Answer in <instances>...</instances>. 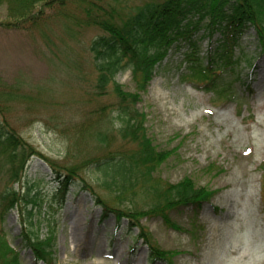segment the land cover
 <instances>
[{"label": "rangeland", "instance_id": "obj_1", "mask_svg": "<svg viewBox=\"0 0 264 264\" xmlns=\"http://www.w3.org/2000/svg\"><path fill=\"white\" fill-rule=\"evenodd\" d=\"M61 1L37 4L21 17L11 16L7 5L0 3V87L19 93L3 117L61 174L70 168L78 175L64 204L54 207L48 198L58 186L57 176L44 159L31 156L20 181L13 184L0 173V192L5 186H12L19 197L38 192L37 206L21 202L0 221L20 264H46L35 259L23 234L34 230L43 238L50 226L55 232L54 264H150L145 242L136 239L139 227L153 245L175 252L171 264H264V52L254 29L247 30L235 50L241 58L236 68L239 79L228 70L222 75L232 81L237 102L214 98L182 79L183 53L188 48L184 43L169 51L146 91L140 92L137 108L146 114L147 137L157 149L171 153L152 178L175 183L190 176L196 186L214 192L196 218L188 207L170 210L168 216L182 228L175 230L159 216L140 214L157 200L140 183L117 195L113 184L108 187L97 181L90 165L94 157L130 151L134 145L117 133L112 85L103 91L95 88L89 43L102 32L89 20L121 18L147 0ZM30 12L31 17L12 27V22ZM202 34L196 32L195 39L204 56L219 34L210 38ZM115 79L124 91H136L130 70ZM99 132L101 143L95 136ZM211 162H217L222 172H203ZM84 183L106 205L137 211L138 230L127 227L125 217L118 227L112 214L101 220V207ZM28 209L32 216L27 215ZM193 224L199 227L196 232Z\"/></svg>", "mask_w": 264, "mask_h": 264}, {"label": "trees", "instance_id": "obj_2", "mask_svg": "<svg viewBox=\"0 0 264 264\" xmlns=\"http://www.w3.org/2000/svg\"><path fill=\"white\" fill-rule=\"evenodd\" d=\"M54 1L56 0H0V3L7 5L11 16L19 14L18 17H21L37 4L46 6ZM61 3L63 4V1ZM110 14L113 15V12ZM31 15L30 12L12 22V27H17L16 25L23 21L21 19ZM89 21L97 25L102 32L94 36L89 43L96 70L95 88L103 91L109 84L112 85L117 103L111 112L114 114L113 119L118 123L117 133L129 146L134 145L130 151L119 149L91 159L90 165L97 174V181L108 187L113 184L118 190L117 195L132 191L141 184L157 200L140 214L159 216L168 227L182 230L180 225L170 219L168 212L188 207L196 218L202 204L209 201L214 192L206 187L196 186L190 176H185L175 183H160L152 178L156 168L166 161L171 153L157 149L147 137L144 126L146 114L137 108L140 92L146 91L156 67L164 60L169 50L185 43L188 49L183 54L185 72L182 79L211 92L214 98L237 102L238 98L234 97L232 91V81H225L222 74L224 70H236L241 58L235 55L234 49L238 47L249 28L254 29L260 48L264 51V0H147L121 18L114 19L112 16L95 20L92 18ZM3 25L11 24L5 22ZM200 30L203 36L211 37L214 33L220 36L206 56L200 55L198 41L195 39L196 32ZM125 70H130L135 82V92L124 91L115 79L118 73ZM17 98L19 93L14 88L0 87V173L6 174V182H18L30 156H40L60 178V186L50 194L48 204L54 207L61 205L68 192V186L78 175L70 168L61 174L52 162L34 151L17 135L15 129L3 117V113L10 108L9 104ZM100 135L99 132L95 136L101 143L103 137ZM203 172L219 174L222 168L211 162L205 166ZM263 177L264 170L262 179ZM80 182L85 181L80 179ZM261 185L263 186V182ZM83 186L91 191L95 202L102 207V219L113 213L118 224L126 217L130 227H139L134 217L137 211L127 209L125 212L120 208L110 207L85 183ZM37 194L38 192L31 195L28 191L19 197L12 186H5L0 192V221L8 210L18 206L21 201L24 206H37ZM26 211L28 216H32V209ZM29 224L33 225L31 221ZM193 227L194 232L199 229L196 224H193ZM23 235L36 260H42L46 264L54 263L55 232L51 226L43 238L34 230H26ZM138 236L148 246L150 264L157 260L171 264L174 251L162 250L153 245L148 233L140 227ZM0 264H20L18 252L8 244L1 229Z\"/></svg>", "mask_w": 264, "mask_h": 264}]
</instances>
